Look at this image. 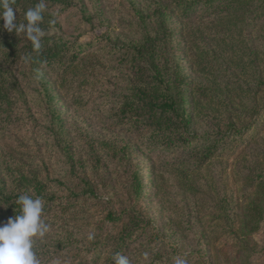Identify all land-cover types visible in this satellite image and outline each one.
Returning a JSON list of instances; mask_svg holds the SVG:
<instances>
[{
	"label": "rangeland",
	"instance_id": "1",
	"mask_svg": "<svg viewBox=\"0 0 264 264\" xmlns=\"http://www.w3.org/2000/svg\"><path fill=\"white\" fill-rule=\"evenodd\" d=\"M159 3L172 4L95 0L104 24L78 10L56 16L38 37L92 43L81 53L90 83L69 77L62 86L65 75L51 67L21 74L16 120L0 113V178L34 175L57 198L49 232L35 238L38 255L46 253L40 264H114L117 252L130 264H264V0L205 6L189 17ZM148 31L157 32L173 86L181 66L189 147L173 151L167 132L145 140L142 107L121 117L150 75L143 55L135 54L141 64L125 58ZM171 142L188 144L182 135Z\"/></svg>",
	"mask_w": 264,
	"mask_h": 264
},
{
	"label": "trees",
	"instance_id": "2",
	"mask_svg": "<svg viewBox=\"0 0 264 264\" xmlns=\"http://www.w3.org/2000/svg\"><path fill=\"white\" fill-rule=\"evenodd\" d=\"M91 1L89 0L88 3L87 0H10L17 14L15 20L17 29L11 33L0 29V113L3 122H12L17 118L13 114V108L20 95L22 96L23 76L21 74L40 76L41 68L51 67L52 73L58 70L62 71L65 75L60 80L61 84L66 82L69 77L75 78L83 85L90 83L87 76L88 72L84 71L82 65L81 53L93 46L92 43L76 40L73 36L75 34L72 36L55 34L39 37L40 47L37 49L33 41L28 38L26 31L20 30V26L27 24L25 12L29 8H36L40 4L43 5V9L41 10L42 20L38 21L39 31L47 25L57 24L56 16H61L66 12L73 14L76 10L79 11L78 13L83 14V20L90 21L92 24H104L105 19L102 18L104 14L98 10L99 4H95V0ZM167 1L172 2L171 8L170 5L164 4L165 8H170L171 12L173 10H180V13L186 17L194 15L205 6L218 5L222 7L220 9L223 11L233 8L235 5L238 6V9H241L244 5L248 4V0ZM159 4L158 9H165L161 3ZM57 9L60 12H57ZM166 14H161V16ZM2 24L3 21L0 20V25ZM163 30L165 28L160 29V32ZM104 36L97 35V42L103 41ZM160 43L161 41L158 39L157 32L151 35L150 31H148L146 36H144L143 43H134L127 49L126 59L131 57L134 62L140 61L135 54H141L146 60L142 66L144 68L147 65L151 66L144 70L149 71L148 74L150 75L147 76V80H141L136 85V92L133 93L135 99L132 101L128 100L125 103L124 108H122L121 117L130 115L134 118L133 112L142 107L140 110H142V116L146 119L144 124L149 126V131H151L144 139L148 140L153 136L156 137L167 132L163 143L167 144L174 151L177 148L189 147L194 142L192 137L193 131H191L190 115L186 111V98L182 95L181 81L183 80H180V77H178V69L180 70L181 66L180 64L176 66L175 74L177 78L173 86L171 78L167 76L170 70L169 61H163L159 57ZM138 64H141V61ZM41 79L42 86H45L42 76ZM159 80L160 83L158 82ZM45 89L50 94L49 89ZM140 110L136 113H139ZM140 121L143 120H137V122ZM234 126V131L241 133V130H238L235 124ZM60 132L64 136L65 132L63 130ZM177 135H182L183 140L188 144L171 146V140ZM213 146L216 147V145ZM125 148V146L122 148L124 154L127 153ZM20 194L31 195L34 199L36 197L42 198L44 202L42 218L47 217V223H52L51 218H48L52 214V203L56 202L57 198L52 195L50 187L34 175L21 171L14 172V170H11L8 174H3L0 178V222H6L9 217L18 213L19 205H16L14 201ZM129 231L127 229V232ZM51 247L49 245L46 247L45 251H48V254ZM42 248L41 244L35 240L34 251L37 257L41 259L40 262H44L46 258V253H42V255H38L41 252L37 253L38 250L43 251ZM244 254L248 255V258H253L256 252L251 250Z\"/></svg>",
	"mask_w": 264,
	"mask_h": 264
},
{
	"label": "clouds",
	"instance_id": "3",
	"mask_svg": "<svg viewBox=\"0 0 264 264\" xmlns=\"http://www.w3.org/2000/svg\"><path fill=\"white\" fill-rule=\"evenodd\" d=\"M42 9V4L29 8L25 12L27 24L20 26L37 49L40 47L38 21L42 20ZM16 15L10 0H0V20L3 21L0 29L10 33L16 30ZM14 203L19 205L18 213L0 222V264H40L34 251L35 238L44 237L50 230V224L42 218L44 202L40 197L34 199L31 195L20 194ZM112 260L114 264H130L129 258L119 252L112 255ZM175 264L187 262L177 259Z\"/></svg>",
	"mask_w": 264,
	"mask_h": 264
}]
</instances>
